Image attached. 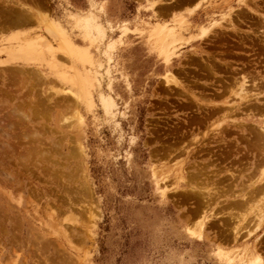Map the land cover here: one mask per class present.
<instances>
[{
	"label": "rangeland",
	"instance_id": "rangeland-1",
	"mask_svg": "<svg viewBox=\"0 0 264 264\" xmlns=\"http://www.w3.org/2000/svg\"><path fill=\"white\" fill-rule=\"evenodd\" d=\"M5 1L0 264H264V192L228 198L264 170V96L229 92L264 81V0Z\"/></svg>",
	"mask_w": 264,
	"mask_h": 264
},
{
	"label": "bare ground",
	"instance_id": "bare-ground-1",
	"mask_svg": "<svg viewBox=\"0 0 264 264\" xmlns=\"http://www.w3.org/2000/svg\"><path fill=\"white\" fill-rule=\"evenodd\" d=\"M7 1V0H6ZM5 1V2H6ZM9 2H10V0H8ZM8 3V2H7ZM12 3H14V2H12ZM9 4V3H8ZM13 5V4H12ZM16 6V5H15ZM18 6V5H17ZM22 6V5H21ZM20 7V6H19ZM22 7H25V6H22ZM15 8H18V7H15ZM25 9V8H24ZM23 8L22 9H20V8H18L17 10L19 11V10H21V13H20V11H19V13H20V15L22 14V10L23 11H26V9L24 10ZM14 10V9H13ZM27 12V11H26ZM26 12H23V14L25 13L26 14ZM29 12V11H28ZM192 11H190L189 13H191ZM18 13V14H19ZM27 14H29V13H27ZM19 15V16H20ZM30 16L32 15V14H29ZM22 16V15H21ZM20 16V17H21ZM24 18H27V16L26 17H23V18H18V19H23L24 20ZM45 18V17H44ZM48 18V17H47ZM27 19H29V18H27ZM27 19H25L24 21V23H26V22H29L30 21V19L29 20H27ZM23 20H21L22 22H23ZM44 20V19H43ZM42 20V21H43ZM17 22V21H16ZM43 22H46L45 23V25H47L46 26V28H47V31H50V32H53L55 29H59L60 27H59V25L58 24H56V23H54L53 21H51V20H46V21H43ZM18 23V22H17ZM44 24V23H43ZM44 25V26H45ZM45 28V29H46ZM49 33V32H48ZM51 34H53V33H51ZM55 36V35H54ZM49 44V43H48ZM47 44V45H48ZM19 72V71H18ZM243 72V71H242ZM244 73V72H243ZM247 73V72H246ZM13 74V73H12ZM242 74V73H241ZM248 75L250 74V73H247ZM18 75V74H17ZM17 75H13V76H17ZM250 75H253V74H250ZM11 76V75H10ZM257 76V75H256ZM169 77H171V76H167V78H169ZM240 78H238L237 77V79L238 80H236V81H234L233 83H234V88H233V90H231L229 87V89L231 90V91H229V92H231V93H234V94H230V96L232 97V95H236L237 97H238V99H242V100H245V101H249V102H251L253 99H263V96H264V89L261 87L262 86V84H259V85H261L260 87H258L259 85H258V82H259V80H261L262 78H261V76L260 77H258V82H257V77H255V75H254V77L255 78H253V76L252 77H250V76H247V75H245V74H243L242 76L240 75L239 76ZM16 78V77H15ZM14 78V79H15ZM18 78H20L19 76H18ZM260 78V79H259ZM13 79V80H14ZM7 80H8V76L7 75H4V77H2V84L0 85V89H1V91L3 90V92L9 97V98H7V99H11L12 97L11 96H14V95H16L14 92H13V90H15L16 91V88L14 89L11 85H8V83L9 82H7ZM17 80V79H16ZM15 80V81H16ZM19 80V79H18ZM263 80V79H262ZM12 81V80H11ZM13 82V81H12ZM11 82V83H12ZM261 82V81H260ZM259 82V83H260ZM264 82V81H263ZM263 82H261V83H263ZM14 83V82H13ZM230 84V83H229ZM263 85H264V83H263ZM231 86V85H230ZM232 87V86H231ZM252 87V88H251ZM185 89V88H184ZM227 89V88H226ZM189 90V89H188ZM228 90V89H227ZM192 91V90H191ZM222 91V90H221ZM189 92V91H188ZM187 92V93H188ZM223 92V91H222ZM225 93V92H224ZM223 93V94H224ZM220 95H222V93H219L218 92V96H220ZM225 95V94H224ZM205 96V95H204ZM229 96V95H228ZM227 96V97H228ZM6 97V96H5ZM203 96H201V98H202ZM227 97H225L226 99H227ZM232 98H234V96L232 97ZM220 99H221V96H220ZM222 99H224V98H222ZM231 99V98H230ZM4 100H6V99H4ZM258 101V100H257ZM229 102V101H228ZM3 103V102H2ZM229 104V103H228ZM252 104V103H251ZM250 104V105H251ZM254 104V103H253ZM258 104V103H257ZM263 104H264V102H263ZM18 105H19V103H18ZM209 105V104H208ZM225 105H226V103H225ZM17 106V105H16ZM220 106H222V105H220ZM247 106V105H246ZM261 105H259L258 107H256V108H262L263 109V106L262 107H260ZM11 107V106H10ZM203 107V106H202ZM223 107V106H222ZM228 107V106H227ZM230 107V106H229ZM228 107V108H229ZM235 107V106H234ZM254 107V106H253ZM11 109V108H10ZM14 109V107L12 108V110ZM1 110V109H0ZM229 110V109H228ZM264 110V109H263ZM14 111V110H13ZM229 111H231V110H229ZM229 111H227V112H229ZM9 112V111H8ZM16 112V111H15ZM19 112V111H18ZM261 112V111H260ZM14 113V112H13ZM21 113V112H20ZM236 113V112H235ZM263 113V112H262ZM11 114V113H10ZM9 114V115H10ZM22 114H25V112H22ZM227 114V113H226ZM260 114V113H259ZM264 114V113H263ZM263 114H261V115H263ZM15 115V114H14ZM13 115V116H14ZM28 114H25V116H27ZM16 116H17V114H16ZM24 115H23V117H25ZM229 116V115H228ZM264 116V115H263ZM1 118V117H0ZM11 118V117H10ZM204 118V117H203ZM210 119V118H209ZM15 120V119H14ZM0 121H2V120H0ZM13 121V120H12ZM263 121V120H262ZM259 123V122H258ZM263 123V126H261V128H262V132H259V130H256L255 129V131H254V133L253 132H251L252 134H253V136L256 138V140H255V143L256 144H261V145H259L260 146V153L262 154V156H261V159L263 160L264 159V121L262 122ZM12 124V123H11ZM261 124V123H260ZM9 125V124H8ZM13 125H15V124H13ZM1 126V125H0ZM2 126L4 127V125L2 124ZM256 127V126H255ZM258 127V126H257ZM256 127V128H257ZM9 128V127H8ZM12 128H13V126H12ZM261 128H258V129H260L261 130ZM2 129V128H1ZM4 129V128H3ZM251 129V128H250ZM10 131V130H9ZM216 131V130H215ZM219 133V132H218ZM206 134H207V132H206ZM221 134V133H220ZM223 134H221V136H222ZM204 136V135H203ZM206 136V135H205ZM209 136V135H208ZM243 136V135H242ZM16 137V136H15ZM216 137V136H215ZM220 137V136H219ZM13 138V137H12ZM39 138V137H38ZM29 140V139H28ZM252 141H253V139H251ZM13 142V141H12ZM15 142V141H14ZM4 143H6L5 141H4ZM60 143V142H59ZM254 143V142H253ZM9 144V143H8ZM9 146H10V144H9ZM255 147H259L258 145H254ZM11 147V146H10ZM252 147V146H251ZM11 148H13V147H11ZM30 148V147H29ZM5 149V148H4ZM10 150V149H9ZM29 150V149H28ZM42 150V149H41ZM40 150V151H41ZM17 151V150H16ZM15 151V152H16ZM19 151H21V150H19ZM18 151V152H19ZM39 151V152H40ZM81 151V150H80ZM2 152H3V150H2ZM23 152V151H22ZM47 152V151H46ZM203 152V151H202ZM42 153V152H41ZM45 153V152H44ZM257 153V152H256ZM259 153V152H258ZM16 154V153H15ZM19 154V153H18ZM27 156L29 155V154H26ZM46 155V154H45ZM44 155V156H45ZM41 156V155H40ZM48 156V155H47ZM8 157H10V156H8ZM20 157H23V155L21 156V154H20ZM24 157H26V156H24ZM50 157V156H49ZM29 158V157H28ZM27 159V158H26ZM260 159V160H261ZM22 160V159H21ZM50 160V159H49ZM248 160V159H247ZM31 161H32V158H31ZM30 161V162H31ZM242 161H243V159H242ZM244 161H245V159H244ZM1 162V161H0ZM53 162V161H52ZM22 163V162H21ZM258 164H259V162H258ZM245 165H246V163H245ZM7 166V165H6ZM37 167V166H36ZM255 167H256V165H255ZM258 167H259V165H258ZM264 167V166H263ZM249 169V168H248ZM259 169V168H258ZM9 170V169H8ZM57 170V169H56ZM214 170V169H213ZM254 170H256V169H254ZM260 170V169H259ZM220 171V170H219ZM252 171V170H251ZM250 171V172H251ZM262 171V170H261ZM216 172H218V171H216ZM231 172H233V171H231ZM231 172H230V174H231ZM11 173V172H10ZM60 173V172H59ZM206 173V172H205ZM243 173V172H242ZM253 173V172H252ZM251 173V174H252ZM261 174H259V177H258V175L256 176V178L257 179H255V181L253 182H251L252 184L251 185H249V183L248 184H246V183H244V182H246L245 181V179H244V176H245V174H247V173H244V174H240V176H238L239 174L236 172V174H238L237 176H236V174H233L232 173V177H234L233 179L235 180V177H237V178H240V180H239V184L238 185H241V189H239L240 191H245V195L243 196V193H242V197H240V195H238V192L236 193L235 192V194H231L230 196H228L227 194H228V192H227V190L225 189V187H226V184L225 185H223V184H221V186H220V184H219V186H215V185H213L214 187L212 188V187H208V185L206 184V186L205 187H208V188H212V189H209V190H206V197H208V199L209 198H213V197H218V198H220V196L221 195H223V197H224V195H225V193H227L226 195L228 196V198L229 197H231V200H232V202H234L235 204H237L238 206H243L244 205V207H245V205L246 204H248L249 203V201L250 200H252V198L253 197H255V195L256 194H258V193H260V192H264V170L262 171V172H260ZM63 174V173H62ZM61 174V175H62ZM250 174V173H249ZM251 174L249 175V177L251 176ZM4 175V174H3ZM10 175V174H9ZM194 176V175H193ZM247 176V175H246ZM248 177V178H249ZM191 178V177H190ZM189 178V181H188V183L190 182V179ZM194 178V177H193ZM236 178V179H237ZM205 179V178H204ZM207 179V178H206ZM229 179H231V178H229ZM242 179H244V182H242L243 180ZM253 179V178H252ZM249 180V179H248ZM18 181V180H17ZM194 181V180H193ZM204 181V180H203ZM203 181H201V182H203ZM230 181V180H229ZM231 181H232V179H231ZM236 181V180H235ZM205 182V181H204ZM208 182V181H207ZM214 183V182H213ZM212 183V184H213ZM216 183V182H215ZM230 183H233V182H229V184ZM235 183V182H234ZM187 184V183H186ZM198 184V183H197ZM202 184V183H201ZM205 184V183H204ZM209 185H210V183H208ZM189 185H191V183L189 184ZM200 185V184H199ZM203 185V184H202ZM223 185V186H222ZM228 185V184H227ZM237 185V186H238ZM234 186H235V184H234ZM233 186V187H234ZM195 187V186H194ZM194 187H192L194 190H195V188ZM228 187V189H229V187H230V185H228L227 186ZM226 187V188H227ZM191 187H190V189H192ZM207 188V189H208ZM198 189H199V187H198ZM198 189H196V191L198 190ZM201 189H203L202 187H201ZM200 189V190H201ZM231 190H233L232 188H230ZM230 189H229V191H230ZM235 189H236V187H235ZM201 191H203V190H201ZM234 191V190H233ZM230 192H232V191H230ZM241 193V192H240ZM205 195V194H204ZM203 195V196H204ZM222 197V196H221ZM223 197H222V199H223ZM240 197V198H239ZM66 198V197H65ZM64 198V199H65ZM225 198V197H224ZM237 198H239V199H237ZM70 199H71V197H70ZM227 199V198H226ZM208 202H210V199L209 200H207ZM211 201H214V199L213 200H211ZM215 202V201H214ZM224 201H221V203L222 204H225V203H223ZM226 202V201H225ZM227 202H229V201H227ZM219 203V202H218ZM220 203V204H221ZM49 204H51V203H49ZM54 204V203H53ZM81 204V203H80ZM210 204H213L212 202L210 203ZM8 205V204H7ZM70 205V204H69ZM236 205V206H237ZM205 206V205H204ZM204 206H203V208H204ZM207 206V205H206ZM15 207V206H14ZM55 207V206H54ZM208 207H209V205H208ZM234 207V206H233ZM249 208V207H248ZM263 208H264V206H263ZM212 209H213V207H212ZM212 209H210V210H212ZM204 210V209H203ZM207 210V209H206ZM258 210V209H257ZM259 212L258 213H256L255 211H254V214L256 213V216L255 215H253L254 216V219H253V217H251V220L253 219L254 220V222H255V220H256V222H255V225H257V227L258 228H260L261 226H263L264 225V209H262V207L261 208H259ZM44 211V210H43ZM205 211V210H204ZM16 212V211H15ZM8 213V212H7ZM17 213L18 212H16V215H17ZM19 216V215H18ZM230 216H232V215H230ZM234 216V215H233ZM232 216V217H233ZM10 218H12V217H10ZM241 220L243 219V217L242 218H240ZM240 220V221H241ZM253 220H252V222H253ZM238 221V225H241L239 222V220H237ZM195 223V222H194ZM251 223V222H250ZM4 224V223H3ZM31 224V223H30ZM13 225V224H12ZM197 225V224H196ZM195 225V226H196ZM14 227V226H13ZM256 227V226H255ZM192 228H194V227H192ZM196 228V227H195ZM189 229H191V228H189ZM197 230H194L195 231V234H201V227H200V224H198V227L196 228ZM34 230V229H33ZM238 230H239V228H238ZM237 230V231H238ZM21 231V230H20ZM37 231V230H36ZM4 232H5V230H4ZM73 232V231H72ZM19 235V234H18ZM48 240V239H47ZM44 243V242H43ZM36 244V243H35ZM43 245V244H42ZM34 247V246H33ZM44 247V246H43ZM46 250H48L47 248H46ZM16 252V251H15ZM46 254V253H45ZM8 255V254H7ZM63 259V258H62ZM244 264H246V262L245 261H242ZM259 262V261H258ZM258 264H261V263H258ZM263 264V263H262Z\"/></svg>",
	"mask_w": 264,
	"mask_h": 264
}]
</instances>
